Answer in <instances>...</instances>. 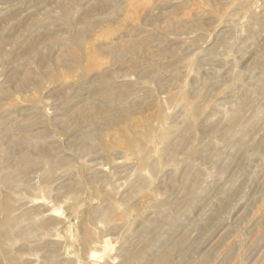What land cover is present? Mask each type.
Returning <instances> with one entry per match:
<instances>
[{
	"label": "rangeland",
	"instance_id": "rangeland-1",
	"mask_svg": "<svg viewBox=\"0 0 264 264\" xmlns=\"http://www.w3.org/2000/svg\"><path fill=\"white\" fill-rule=\"evenodd\" d=\"M0 264H264V0H0Z\"/></svg>",
	"mask_w": 264,
	"mask_h": 264
}]
</instances>
